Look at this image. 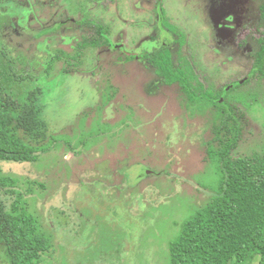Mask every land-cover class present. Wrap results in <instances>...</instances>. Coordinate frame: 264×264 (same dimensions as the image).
<instances>
[{
  "label": "rangeland",
  "instance_id": "1",
  "mask_svg": "<svg viewBox=\"0 0 264 264\" xmlns=\"http://www.w3.org/2000/svg\"><path fill=\"white\" fill-rule=\"evenodd\" d=\"M263 3L0 0V48L19 56L17 73L30 70L18 83L0 55V85L21 99L33 87L45 89L51 149L34 162L0 160L2 175L18 179L14 189L50 238L39 264H171L170 243L181 224L219 186L220 172L207 154L217 110L211 101L188 107L177 86L163 84L153 67L127 54L170 39L178 48L162 23L165 14L185 33L184 53L205 82L232 89L221 100L244 120L234 152L251 155L264 148V82L245 86L264 37ZM86 18L108 24L114 46L85 50L70 73L59 61L47 74L53 54L74 53ZM0 195L10 206L13 197ZM0 264H10L1 238Z\"/></svg>",
  "mask_w": 264,
  "mask_h": 264
},
{
  "label": "trees",
  "instance_id": "2",
  "mask_svg": "<svg viewBox=\"0 0 264 264\" xmlns=\"http://www.w3.org/2000/svg\"><path fill=\"white\" fill-rule=\"evenodd\" d=\"M260 15L264 21V3L260 6ZM164 18L178 48L172 47L170 39L167 45L140 54H127V58L146 62L163 84L177 86L188 107L197 102L201 105L204 101L213 102L217 116L207 154L220 172L215 194L181 224L179 234L171 241V264H264V148L251 155L234 152L243 137L244 120L225 108L221 100L232 89L215 88L205 82L192 58L184 53L185 33ZM81 26L84 31L74 53L61 50L53 54L44 69L47 74L59 61H63L64 72L70 73L82 64L85 50L114 46L108 24L86 18ZM4 36L0 29V42ZM259 44L253 54L251 72L254 74L245 86L252 81L250 87L257 80L264 82V37L259 38ZM0 55L8 59L9 74L18 83L29 79V69L26 73H17L13 67L19 56L10 55L7 47L0 48ZM19 64L23 66L22 61ZM44 95L45 89L39 85L21 99L16 90L0 85V160L34 162L42 152L51 149ZM16 182L18 179L14 177L3 176L0 166V192L13 197L8 206L0 195V238L10 264H39L51 241L41 229L38 217L23 205L22 194L14 189Z\"/></svg>",
  "mask_w": 264,
  "mask_h": 264
},
{
  "label": "flooded vegetation",
  "instance_id": "3",
  "mask_svg": "<svg viewBox=\"0 0 264 264\" xmlns=\"http://www.w3.org/2000/svg\"><path fill=\"white\" fill-rule=\"evenodd\" d=\"M164 16H165V14H162V23H163V24H164V22H165V20H164V19H165ZM168 21H169V20H168ZM164 26H165V24H164ZM166 26H167V25H166ZM166 26H165V27H166ZM258 43H259V40H258ZM259 47H260V44H259V46H258V49H259ZM258 49H257V50H258ZM257 50H256V51H257ZM256 51H255V52H256ZM255 52H254V53H255ZM141 53H143V52H141ZM254 53H253V54H254ZM133 54H140V53H133ZM133 54H128V55H133ZM192 60H193V59H192ZM193 62H194V60H193ZM145 63H146V62H145ZM194 64H195V63H194ZM195 66H196V65H195ZM251 68H252V67H251ZM250 71H251V69H250ZM245 79H246V77H245ZM235 81H236V80H235ZM232 83H233V82H232ZM227 86H228V85L223 86V87H226V88H227ZM221 88H222V87H221Z\"/></svg>",
  "mask_w": 264,
  "mask_h": 264
}]
</instances>
